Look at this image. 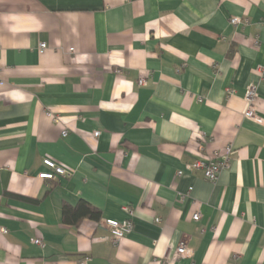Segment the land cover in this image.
<instances>
[{"label":"crops","instance_id":"1","mask_svg":"<svg viewBox=\"0 0 264 264\" xmlns=\"http://www.w3.org/2000/svg\"><path fill=\"white\" fill-rule=\"evenodd\" d=\"M261 70L264 0H0V264H264ZM228 145L217 181L186 167Z\"/></svg>","mask_w":264,"mask_h":264},{"label":"built area","instance_id":"2","mask_svg":"<svg viewBox=\"0 0 264 264\" xmlns=\"http://www.w3.org/2000/svg\"><path fill=\"white\" fill-rule=\"evenodd\" d=\"M233 25H239L242 23H247V19H243L240 17H231L230 21ZM256 42L259 44V42L256 40ZM41 49L46 48V43H42L40 45ZM260 82H264V70H261L260 72ZM146 78H140L137 82L139 85H145ZM3 84V81L0 79V86ZM259 83H252L247 87L246 93H245V100L247 103V109L243 116L246 118L252 119L256 122H262L263 117L259 115L258 109L256 107L257 99H258V89ZM49 116L52 115L51 112L48 113ZM56 121H59L58 117L54 118ZM68 132L67 130L63 131V135H66ZM95 136L99 135V131H96L93 133ZM232 145H228L227 152L225 155L219 157H216L212 160H204L199 159L193 163H189L186 167L190 170H202L204 172L205 178L210 180L211 182L217 181V177H219L220 173L226 169L230 164L231 157L233 155L232 153ZM43 166L45 167V170L39 172L38 177L44 180H56L61 177H64L67 175L66 168L60 164H58L56 161L52 160L49 157H45L42 159ZM179 175L183 174V171L178 172ZM192 190V188H190ZM189 190V191H190ZM124 211L127 213V217L123 220H117L108 218L104 220V225L109 229L111 234V240L112 243L118 245L119 242H121L128 234H130L134 229V222L133 218L135 211L132 206L125 205L123 207ZM201 218L200 211H197L193 214V219L195 221H198ZM157 222H160V218H157ZM8 229L4 226L0 225V234H6L8 233ZM31 241L35 244L42 245L43 242L39 238H33ZM187 247L186 241L181 240L178 246L176 247V254L177 257H183V256H190L192 252ZM89 260V257H84L81 260L78 261L77 264H87Z\"/></svg>","mask_w":264,"mask_h":264},{"label":"trees","instance_id":"3","mask_svg":"<svg viewBox=\"0 0 264 264\" xmlns=\"http://www.w3.org/2000/svg\"><path fill=\"white\" fill-rule=\"evenodd\" d=\"M64 218L65 221H69L72 223H77L79 219H82L83 217H90V218H98L100 213L97 208L92 207L90 203L86 201H82L79 204V207H76V209H71L65 206L64 208Z\"/></svg>","mask_w":264,"mask_h":264}]
</instances>
